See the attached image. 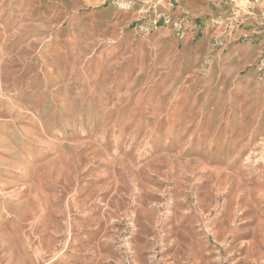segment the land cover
<instances>
[{"label":"rangeland","instance_id":"rangeland-1","mask_svg":"<svg viewBox=\"0 0 264 264\" xmlns=\"http://www.w3.org/2000/svg\"><path fill=\"white\" fill-rule=\"evenodd\" d=\"M206 9L137 53L0 0V264H264V0Z\"/></svg>","mask_w":264,"mask_h":264},{"label":"crops","instance_id":"crops-1","mask_svg":"<svg viewBox=\"0 0 264 264\" xmlns=\"http://www.w3.org/2000/svg\"><path fill=\"white\" fill-rule=\"evenodd\" d=\"M30 1V0H29ZM42 3L50 21L60 26V32L83 24L85 31L93 32L109 42H116L124 50L137 53L152 50H172V39L164 42L160 35H168L160 16L171 19L176 13L172 7L187 9L192 14L207 12L208 0H31ZM158 22V23H157ZM146 33L141 34V30ZM165 38V37H164ZM139 43V44H136ZM115 44V43H114ZM185 45L188 41L185 40ZM189 46V45H188ZM170 54V53H169Z\"/></svg>","mask_w":264,"mask_h":264}]
</instances>
